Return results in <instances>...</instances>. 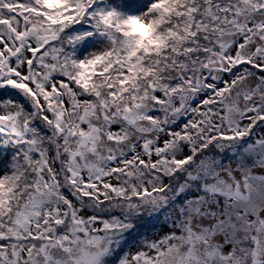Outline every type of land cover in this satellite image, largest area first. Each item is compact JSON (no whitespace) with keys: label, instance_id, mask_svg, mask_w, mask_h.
I'll use <instances>...</instances> for the list:
<instances>
[{"label":"snow or ice","instance_id":"6c2138e0","mask_svg":"<svg viewBox=\"0 0 264 264\" xmlns=\"http://www.w3.org/2000/svg\"><path fill=\"white\" fill-rule=\"evenodd\" d=\"M0 264H264V0H0Z\"/></svg>","mask_w":264,"mask_h":264}]
</instances>
